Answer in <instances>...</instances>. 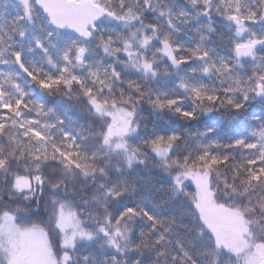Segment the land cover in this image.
Here are the masks:
<instances>
[{"label":"snow or ice","instance_id":"snow-or-ice-1","mask_svg":"<svg viewBox=\"0 0 264 264\" xmlns=\"http://www.w3.org/2000/svg\"><path fill=\"white\" fill-rule=\"evenodd\" d=\"M0 264H264V0H0Z\"/></svg>","mask_w":264,"mask_h":264}]
</instances>
